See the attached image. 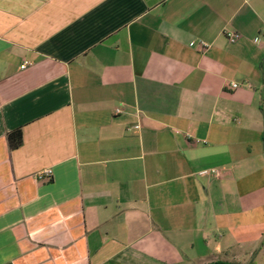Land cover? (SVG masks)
<instances>
[{
  "label": "crops",
  "instance_id": "obj_1",
  "mask_svg": "<svg viewBox=\"0 0 264 264\" xmlns=\"http://www.w3.org/2000/svg\"><path fill=\"white\" fill-rule=\"evenodd\" d=\"M263 108L264 0H0V264L247 262Z\"/></svg>",
  "mask_w": 264,
  "mask_h": 264
},
{
  "label": "built area",
  "instance_id": "obj_2",
  "mask_svg": "<svg viewBox=\"0 0 264 264\" xmlns=\"http://www.w3.org/2000/svg\"><path fill=\"white\" fill-rule=\"evenodd\" d=\"M240 38V33L238 32H235V31H230L228 33V39L230 42H235L237 41L238 39ZM192 45H196V42H192L191 43ZM197 44H199L202 48H205L208 46V43L206 41H199ZM29 62L28 61H25L22 65L23 68H25L27 66ZM240 86L239 83H232L231 84V87L232 89H236ZM123 112V109L121 108H116V113H122ZM201 173H213L215 174L216 176H220V170L216 169V168H212V169H209V170H204L202 171ZM52 175V170L51 169H45L44 171H41L39 173H37V178L38 179H44L46 177H50Z\"/></svg>",
  "mask_w": 264,
  "mask_h": 264
},
{
  "label": "trees",
  "instance_id": "obj_3",
  "mask_svg": "<svg viewBox=\"0 0 264 264\" xmlns=\"http://www.w3.org/2000/svg\"><path fill=\"white\" fill-rule=\"evenodd\" d=\"M8 140H9L10 147L12 149L17 148L18 146L22 144V132L20 130H15L13 132H10L8 134ZM263 247H264V239L262 240L259 248L253 252L249 260L245 263L240 262V261H234V260H215L208 264H256V258L259 252L263 249Z\"/></svg>",
  "mask_w": 264,
  "mask_h": 264
},
{
  "label": "rangeland",
  "instance_id": "obj_4",
  "mask_svg": "<svg viewBox=\"0 0 264 264\" xmlns=\"http://www.w3.org/2000/svg\"><path fill=\"white\" fill-rule=\"evenodd\" d=\"M256 264H264V254L261 255V252H259L256 258Z\"/></svg>",
  "mask_w": 264,
  "mask_h": 264
}]
</instances>
